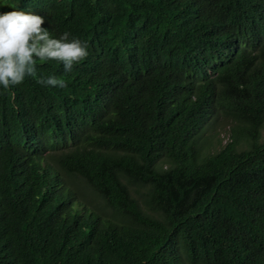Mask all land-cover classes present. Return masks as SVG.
Masks as SVG:
<instances>
[{
	"label": "trees",
	"instance_id": "obj_1",
	"mask_svg": "<svg viewBox=\"0 0 264 264\" xmlns=\"http://www.w3.org/2000/svg\"><path fill=\"white\" fill-rule=\"evenodd\" d=\"M13 7L89 55L0 89V264H264V0Z\"/></svg>",
	"mask_w": 264,
	"mask_h": 264
},
{
	"label": "clouds",
	"instance_id": "obj_2",
	"mask_svg": "<svg viewBox=\"0 0 264 264\" xmlns=\"http://www.w3.org/2000/svg\"><path fill=\"white\" fill-rule=\"evenodd\" d=\"M45 16L13 7L0 10V89L22 84L26 77L51 87H65L66 81L56 75L37 76V60H54L65 72L85 60L89 51L87 43L64 31L52 36L45 27Z\"/></svg>",
	"mask_w": 264,
	"mask_h": 264
},
{
	"label": "rangeland",
	"instance_id": "obj_3",
	"mask_svg": "<svg viewBox=\"0 0 264 264\" xmlns=\"http://www.w3.org/2000/svg\"><path fill=\"white\" fill-rule=\"evenodd\" d=\"M231 126L232 122L230 118L222 115V113L217 117H212L209 120V123L206 124V126L203 128V135H207V137H204L200 144H202L204 148H210L213 145V147L211 148L212 150L219 149L230 139ZM214 137L216 138L213 139ZM260 140L264 142V131L261 133ZM207 154L203 155L206 156Z\"/></svg>",
	"mask_w": 264,
	"mask_h": 264
}]
</instances>
